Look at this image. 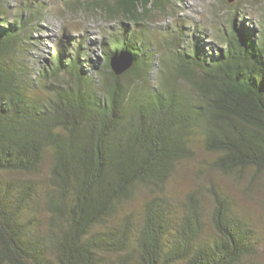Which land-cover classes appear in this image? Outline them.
<instances>
[{"label": "trees", "instance_id": "obj_1", "mask_svg": "<svg viewBox=\"0 0 264 264\" xmlns=\"http://www.w3.org/2000/svg\"><path fill=\"white\" fill-rule=\"evenodd\" d=\"M173 1L88 2L137 26L103 44L94 75L84 40L72 57L68 43L48 66L29 65L43 16L38 7L13 16L0 0V264H247L258 255L257 232L228 195L212 187L207 208L201 190L174 201L169 184L198 145L211 156L204 167L264 173V8L257 36L234 22L214 34V49L201 33L189 42L174 32L155 63L154 47L143 50L145 22ZM122 50L135 63L117 76L111 59Z\"/></svg>", "mask_w": 264, "mask_h": 264}, {"label": "rangeland", "instance_id": "obj_2", "mask_svg": "<svg viewBox=\"0 0 264 264\" xmlns=\"http://www.w3.org/2000/svg\"><path fill=\"white\" fill-rule=\"evenodd\" d=\"M91 1L3 0L13 16L22 15L24 20L29 19L33 13L32 10L29 11L30 7H38V12L43 16L32 31L33 40L29 54L32 61L29 60V65L38 62L40 67L48 66L59 47L68 43L70 50L67 57H72L80 48V40H84L82 48L87 56L82 59L92 65L84 66L90 74L95 75L103 64V44L108 50L111 49V42L116 36L133 33L137 26L123 19L122 23L119 19H109L104 12L89 7L88 2ZM263 3L264 0H238L233 4H226L221 0L173 1L166 13L153 12L146 20L145 25L149 29H146L148 44L143 50L145 53H154L155 49L157 57L153 62L157 63L160 58L158 55L162 56L171 49L172 34L179 31L190 33L189 36L187 34V41L194 38V33H201L205 43L219 49L217 41L212 40V37L215 33L230 32L234 22L236 26L244 24L257 36ZM93 64L96 66L93 67ZM210 157L198 145L197 159L179 165L169 184V196L174 201H182L190 191L199 189L207 208H212V187L224 192L232 199L236 212L257 232L259 251L251 262L264 264V173L256 175L255 171L250 170L238 176L224 175L201 164ZM47 169L48 166L44 168L42 179ZM143 200L142 196L129 210H139ZM249 261L247 264H251Z\"/></svg>", "mask_w": 264, "mask_h": 264}, {"label": "water", "instance_id": "obj_3", "mask_svg": "<svg viewBox=\"0 0 264 264\" xmlns=\"http://www.w3.org/2000/svg\"><path fill=\"white\" fill-rule=\"evenodd\" d=\"M229 4H233L238 0H226ZM135 59L129 51L122 50L111 59V67L117 76L128 72L134 65Z\"/></svg>", "mask_w": 264, "mask_h": 264}]
</instances>
